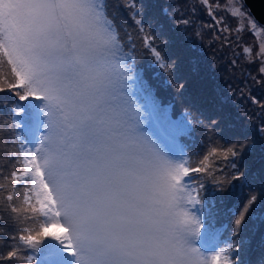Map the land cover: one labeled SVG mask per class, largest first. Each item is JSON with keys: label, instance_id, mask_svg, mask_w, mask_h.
Wrapping results in <instances>:
<instances>
[{"label": "rangeland", "instance_id": "rangeland-1", "mask_svg": "<svg viewBox=\"0 0 264 264\" xmlns=\"http://www.w3.org/2000/svg\"><path fill=\"white\" fill-rule=\"evenodd\" d=\"M191 1L112 0L116 6H112L111 13L114 18L119 16L121 37L118 45L121 51H131L138 58L133 66L124 62L119 67L141 72L170 125L175 124L178 113L189 104L196 120L207 121L212 131L207 159L214 148L230 144L228 137L238 123L229 112L213 115L207 107L205 113L201 100L188 103L179 98L178 108L169 105V98L173 94L176 97V71L183 63L176 56L178 8L188 6ZM216 2L221 6L217 11L230 18V25L225 30L229 36L257 33V45L248 48L249 56L253 55L251 61L264 62V26L256 23L253 17L252 22L246 20L243 0ZM126 7L137 10V24L132 26L129 22ZM2 12L15 11L6 4ZM59 14V8L47 4L43 15L54 29L57 54L52 65L57 68L58 78L48 74L51 66L48 58L41 63L42 67L32 64V70L26 71L21 58L23 52L17 49V44L13 45L17 57L9 54L7 59H2L3 65L0 62V107L12 104L11 95L23 93L28 86L36 94L29 95L28 101L24 102L28 115L22 118V150L12 151L16 159L23 162V167L20 168L12 154V159H6L5 154L0 156V246L6 257L12 264H16L15 260H23L20 249L14 245L19 238L16 233H23V237L30 238L23 247L37 249L41 262H48L40 256L48 250L44 256H52L50 264H209L220 256L222 264L228 261L244 264L240 257L248 254V241L252 236L246 222L249 212L253 211V203L264 205V180L258 174L252 179L249 187L252 198L247 196L249 202L242 214L231 216V222L226 225H223V219L227 213H220L217 186L201 184V196L206 204V230L224 226L226 235L222 244L212 234L208 236L210 240L202 234L199 236L197 220H183L179 214L180 206H184V211L189 208L184 205L187 192L175 182L181 163L178 151L160 139L137 109L140 120L128 118L120 96L125 82L110 73L99 75L102 70L99 63L89 76L78 62L74 64L72 47ZM164 20L169 21L166 28L171 33L165 39L162 37ZM138 25L144 31L156 33V54L166 65L152 66L153 59L144 51L135 32ZM10 31L17 38L11 28ZM170 44L174 46L169 47ZM69 72L73 73L72 77ZM24 74L33 82V87ZM65 76L67 80L63 82ZM165 78L167 83L161 86L160 82ZM178 83L179 89L183 90L191 83V77L180 75ZM131 85L130 82L132 92ZM35 102L42 104V108L36 109ZM74 105H77L76 109ZM151 111L157 115L153 106ZM261 116L260 113L254 115L250 107L240 114V118L250 121L253 129L259 128ZM159 127L166 133L161 125ZM11 149L8 145L7 151ZM217 159H221L220 163L228 162V159L216 157L215 163H219ZM37 185L48 190L49 205L44 202L45 195L39 193ZM221 192L227 194L226 190ZM140 217H151L149 229L134 227L126 230L122 234L124 249L114 248L110 243L105 247L109 238L114 246H119L121 238L116 232L121 233L118 230L130 219ZM7 224L18 228L7 230ZM188 230L192 231L187 233ZM185 235L183 242L176 244ZM34 236L35 241H32Z\"/></svg>", "mask_w": 264, "mask_h": 264}, {"label": "trees", "instance_id": "trees-1", "mask_svg": "<svg viewBox=\"0 0 264 264\" xmlns=\"http://www.w3.org/2000/svg\"><path fill=\"white\" fill-rule=\"evenodd\" d=\"M6 4L15 12L3 13L2 10L6 8ZM47 4L49 7L60 9L58 18L66 38L71 44L74 64L76 65L78 62L87 72L86 75L89 76L92 68L97 69L99 63L102 65L99 75L110 73L125 82V88L121 91L120 96L126 107L125 112L128 118L140 120L139 111L151 123L153 131L158 134L157 126L153 123L154 116L151 106L156 109L157 117L175 137L173 142L162 137L163 141L178 151L181 162L178 166L179 177L175 182L177 186L181 185L187 192L184 205L189 210L186 208L187 211H184V206H180V217L183 220L195 218L197 231L202 229L203 235L207 239H209V234L217 236L220 239L218 243L222 244L226 235L224 226L210 231L206 230V204L202 200L200 185L202 184L204 187H207V184L213 187L217 186L216 189L220 196L218 203L221 205L220 213H227V217L223 219V225H226L231 222V216L242 214L243 208L249 202L247 196L252 198L253 194L249 189L252 179L258 174L260 179L264 180V135L262 134L264 112H261L264 106V62L257 59L251 61L253 55L249 56L248 50L249 47L257 45V33L245 36L240 33L237 36H229L225 30L226 26L230 25V18L225 13L222 15L217 11L221 6L216 0H192L188 6L178 8L176 56L183 60V63L178 68V72L176 71V97L173 94L169 98V105H176L178 108L179 98L188 103L191 101L197 103L201 100L205 113L207 107L213 115L229 112L237 118H233V120L235 122L237 120L238 123L228 137L230 144L226 147L214 148V152L206 159L212 145V131L207 121L196 120L189 104L178 113L175 124L170 125L164 112L159 109V101L152 95L151 90H148L149 86L145 84L141 72H133L129 69L125 71L119 67L124 62L133 66L138 58L131 51H121L118 45L121 37L118 30L119 16L114 18L111 13L112 6H116L112 0H61L60 2L51 0L50 5L49 0H0V62L2 65V59H7L9 54L11 57H17L13 46L17 44V49L23 52L21 58L25 62L26 71L32 70V64L33 67H42L41 63L48 58L51 64L48 74L58 78L57 68L52 65L57 54L54 47V29L46 16H43L46 13ZM242 6L246 20L252 22L249 11L244 4ZM126 12L131 25L137 24V10L126 7ZM55 17L57 19L56 14ZM168 24L169 21L164 20L165 28L162 31L164 39L171 35L169 29L166 28ZM10 28L17 38L12 35ZM138 28V31L134 30L144 51L152 57V66L166 65L165 62L158 59L156 54V33L144 31L139 25ZM12 38L16 41L14 42ZM26 38L27 41H24ZM72 75L73 73L69 72V77ZM180 75L182 78L191 77V83L183 90L179 89L178 76ZM24 77L33 87V82L27 78L26 74ZM0 79L2 80V75ZM66 80L67 76L63 78V82ZM130 82L132 92L129 89ZM166 83V78L160 82L161 86ZM210 86L212 88L208 89ZM196 92H198L197 95H195ZM0 93H2L1 90ZM29 95L36 96L28 86L23 93L11 95L12 104L0 107V156L5 154L6 159H12L10 156L12 154L20 168L23 167V162L16 159L12 151L22 150L24 143L21 135V130L24 128L22 118L28 115L24 102L28 101ZM35 105L36 109L42 108V104L35 102ZM74 107L76 109L77 105ZM249 107L254 115L262 114L259 117L258 129H253L248 119L240 118V114ZM27 135L31 134L27 133ZM176 139L179 141L176 142ZM8 145L12 146L10 152L7 151ZM216 157L222 158V160L228 159V162L220 163L221 159H217L216 161L219 163H215ZM1 161H4L3 157ZM193 162H195V167ZM184 172L187 173V178L184 177ZM14 173L16 174L17 171ZM194 188H197V192L194 191ZM37 189L39 193L45 195L44 202L47 201V205H49L48 190L38 185ZM236 189L241 191L237 192ZM225 190L227 194H221V191ZM252 207L253 211L249 212V219L246 222L252 236L248 241V254L241 256L240 261H243L244 264H264V205L253 203ZM150 221L151 217L149 219L145 217L130 219L118 230L121 233L117 234L116 232V236L121 238V244L114 246L113 240L109 238L105 242V247L107 248L110 243L114 248L124 249L122 234L134 227L149 229ZM17 228L16 225H6L7 230L15 231ZM192 230H188L187 233ZM16 234L19 238L14 241V245L20 249L23 255L22 261L15 260L16 264H28L29 262L50 264L52 262L51 255L44 256L48 250L40 254L42 259H48V262H41L37 257V249L23 247L30 238L23 237V233ZM186 235L176 244L182 243ZM3 239L5 241V238ZM31 240L35 241V236ZM0 264H12L11 259L6 257L2 246H0ZM209 264H222L221 258L216 259L214 263L209 262ZM227 264H233V262L228 261Z\"/></svg>", "mask_w": 264, "mask_h": 264}, {"label": "water", "instance_id": "water-1", "mask_svg": "<svg viewBox=\"0 0 264 264\" xmlns=\"http://www.w3.org/2000/svg\"><path fill=\"white\" fill-rule=\"evenodd\" d=\"M253 19L264 26V0H243Z\"/></svg>", "mask_w": 264, "mask_h": 264}, {"label": "clouds", "instance_id": "clouds-1", "mask_svg": "<svg viewBox=\"0 0 264 264\" xmlns=\"http://www.w3.org/2000/svg\"><path fill=\"white\" fill-rule=\"evenodd\" d=\"M198 232H199V236H200V234H202V236L205 237V236L203 235L202 229H200ZM198 238H199V237H198ZM205 239H206V237H205ZM214 262H215V261H214ZM214 262H212V263H214Z\"/></svg>", "mask_w": 264, "mask_h": 264}, {"label": "bare ground", "instance_id": "bare-ground-1", "mask_svg": "<svg viewBox=\"0 0 264 264\" xmlns=\"http://www.w3.org/2000/svg\"><path fill=\"white\" fill-rule=\"evenodd\" d=\"M4 98H5V96H4Z\"/></svg>", "mask_w": 264, "mask_h": 264}]
</instances>
